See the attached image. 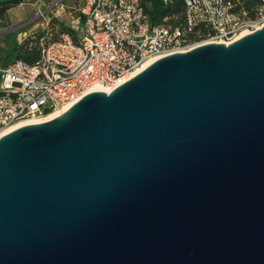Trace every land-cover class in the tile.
<instances>
[{
    "label": "water",
    "instance_id": "obj_1",
    "mask_svg": "<svg viewBox=\"0 0 264 264\" xmlns=\"http://www.w3.org/2000/svg\"><path fill=\"white\" fill-rule=\"evenodd\" d=\"M0 264H264V25L2 134Z\"/></svg>",
    "mask_w": 264,
    "mask_h": 264
},
{
    "label": "built area",
    "instance_id": "obj_2",
    "mask_svg": "<svg viewBox=\"0 0 264 264\" xmlns=\"http://www.w3.org/2000/svg\"><path fill=\"white\" fill-rule=\"evenodd\" d=\"M238 1L184 0L185 22L170 29L152 26L138 0H82L69 25L74 36L61 33L32 65L16 60L0 66V136L18 123L61 114L99 89L110 93L150 60L204 43L227 45L260 29L264 0L253 18L235 11ZM199 25L210 34L193 40Z\"/></svg>",
    "mask_w": 264,
    "mask_h": 264
},
{
    "label": "trees",
    "instance_id": "obj_3",
    "mask_svg": "<svg viewBox=\"0 0 264 264\" xmlns=\"http://www.w3.org/2000/svg\"><path fill=\"white\" fill-rule=\"evenodd\" d=\"M24 0H0V21H2L6 13L23 3ZM150 20L152 26H167L170 29L182 25L185 22L186 8L184 0H138ZM235 1V0H234ZM260 0H239L235 11L243 10L248 18L254 17V10L259 5ZM59 32L57 35L49 34V38L45 44L58 39L61 33H69L74 36L70 26L59 24ZM196 34L191 35L193 40H201L210 34V29L204 25H199L195 29ZM44 33H38L35 36L25 39L22 43L15 40L9 44L8 51L2 54V63L0 66L5 67L11 62L21 60L27 64H34L39 59L41 41L45 40ZM75 38V37H74ZM43 45V46H44Z\"/></svg>",
    "mask_w": 264,
    "mask_h": 264
},
{
    "label": "rangeland",
    "instance_id": "obj_4",
    "mask_svg": "<svg viewBox=\"0 0 264 264\" xmlns=\"http://www.w3.org/2000/svg\"><path fill=\"white\" fill-rule=\"evenodd\" d=\"M82 0H24L10 9L0 21V65L2 54L8 51L12 41L22 43L38 33L46 35L41 47L49 38L59 32V24L69 26L76 18Z\"/></svg>",
    "mask_w": 264,
    "mask_h": 264
},
{
    "label": "bare ground",
    "instance_id": "obj_5",
    "mask_svg": "<svg viewBox=\"0 0 264 264\" xmlns=\"http://www.w3.org/2000/svg\"><path fill=\"white\" fill-rule=\"evenodd\" d=\"M154 61H155V60H150V61H148V63L146 64V66H148V65L151 64V63H153ZM136 73H137V72H136ZM132 76H133V75H132ZM97 91H100V92H107V90H105V89H99V90H97ZM59 114H60L59 112H56V113L52 114L49 118L44 119V120H38V119H36V120H29V121H25V122L18 123V124H16V125L10 127L9 129H7L6 132H4V133H7V132H9V131H12V130L18 128V127L23 126V125H27V124H31V123H37V122H42V121H46V120L52 119V118L58 116Z\"/></svg>",
    "mask_w": 264,
    "mask_h": 264
}]
</instances>
